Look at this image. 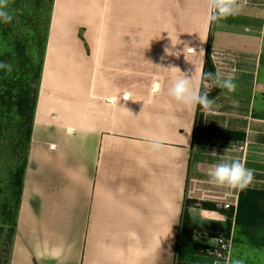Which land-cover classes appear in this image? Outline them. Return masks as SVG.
<instances>
[{
    "label": "crops",
    "instance_id": "obj_1",
    "mask_svg": "<svg viewBox=\"0 0 264 264\" xmlns=\"http://www.w3.org/2000/svg\"><path fill=\"white\" fill-rule=\"evenodd\" d=\"M250 1L218 21L214 42L209 20L192 41L187 23H168L173 2L189 0H52L8 264H211L201 248L214 240L195 228L227 229L233 211L188 199L199 197L188 184L204 164L194 159L198 106L176 102L167 87L184 73L201 89L211 42L245 55L235 91L216 95L239 101L216 108L235 116L216 126L245 138L215 137L216 153L244 161L250 187L264 189V0ZM222 191L225 201L239 198ZM186 206L192 233L181 232ZM184 243L198 247L179 251ZM237 260L264 264V241L234 233Z\"/></svg>",
    "mask_w": 264,
    "mask_h": 264
},
{
    "label": "rangeland",
    "instance_id": "obj_2",
    "mask_svg": "<svg viewBox=\"0 0 264 264\" xmlns=\"http://www.w3.org/2000/svg\"><path fill=\"white\" fill-rule=\"evenodd\" d=\"M51 9L52 0H10L9 10L13 19L10 23L0 21V63H7L12 67L11 72L0 68V264H8L10 257L12 228L16 226L19 208L20 173L26 165L31 142L35 119L32 107L40 90L38 77ZM171 12L172 16L168 23L173 26L187 23L189 40L192 41L203 32L208 22L210 8L208 0H189L188 3H183V7L180 3L173 2ZM219 23L218 21L210 23V28L213 27L214 42L216 26H219ZM179 37V34H174V41L180 40ZM207 49L215 70L218 68L224 75L234 71L237 77L245 63L244 54L231 49L213 47L212 42ZM206 83L209 81H204V84ZM220 91H222L220 88L219 90L212 88L210 91L215 93L211 97L215 99V106L211 111L204 112L198 106L200 122L209 125L224 122L229 126L231 119H235L231 114H216L218 106L223 110L231 104V99L227 97L216 100V95ZM194 149V159L200 156L204 164L201 166V176L190 177L188 184L190 191L188 194L193 196L198 193L199 197L189 196L188 199L193 200L197 206L211 202L218 207V203L225 199L226 193L222 191L224 187L210 183L208 176L212 166L219 162L221 157L219 155L212 157L208 154L213 150L216 152V138L203 144H195ZM235 227L237 240L256 244L264 241V217L257 226L241 229L236 224ZM242 245L238 244L239 249H242Z\"/></svg>",
    "mask_w": 264,
    "mask_h": 264
},
{
    "label": "clouds",
    "instance_id": "obj_3",
    "mask_svg": "<svg viewBox=\"0 0 264 264\" xmlns=\"http://www.w3.org/2000/svg\"><path fill=\"white\" fill-rule=\"evenodd\" d=\"M246 0H208L210 14L209 22H215L228 17L238 15ZM10 0H0V21L10 23L13 16L9 10ZM261 35L264 36V30ZM167 55L179 56V52H172L165 48ZM214 59V57H213ZM0 68L12 71L11 65L0 63ZM175 68V67H169ZM178 69V68H176ZM203 79L209 81L203 85V91L194 86L192 78L182 73V75L174 78L167 87V95L176 102L188 107L199 106L204 112L211 111L215 106V99L210 98L212 88H220L232 93L236 89L234 83L236 76L234 71L226 75L222 74L217 68L215 72H207L203 74ZM233 107L239 106L238 100L230 101ZM149 140L150 147L153 151L159 152L163 150V142L159 138L146 137ZM212 157H216L217 153L213 150L208 153ZM209 182L228 189L244 190L248 188L254 179V170L247 168L245 162L239 158H229L221 156L219 162L215 163L208 172ZM235 264H241L239 260Z\"/></svg>",
    "mask_w": 264,
    "mask_h": 264
},
{
    "label": "trees",
    "instance_id": "obj_4",
    "mask_svg": "<svg viewBox=\"0 0 264 264\" xmlns=\"http://www.w3.org/2000/svg\"><path fill=\"white\" fill-rule=\"evenodd\" d=\"M48 28L49 24L47 27V33H48ZM46 42H47V34H46V40L44 43V49H43V55L41 59V64H40V75L38 77V81L40 82L41 80V73H42V67H43V57H44V52H45V47H46ZM207 72H215V68L213 66V63L211 61L210 55H209V50L207 49L206 51V57H205V62H204V73ZM206 81L205 79H203ZM204 81L201 86V91H203V85ZM219 90V88H217ZM215 93H210V98L214 95ZM38 96V92H37ZM36 96V100H37ZM36 108V102L33 103L32 109L35 111ZM217 136H222L225 138H232V139H244L245 138V133L243 131L239 130H232V129H226L224 127L216 126L213 124H204L200 122L198 119L196 120V125L194 128V137H193V143H205L209 140L214 139ZM25 168V167H24ZM24 168L21 170L20 173V194L22 191V185H23V173H24ZM20 200V198H19ZM19 200H18V205H19ZM204 206L208 208H215V205L210 202H204ZM232 214H230L231 216ZM264 217V189H258L254 187H248L244 190H239V198H238V208L236 212V224L238 225L239 228L247 229L253 226L259 225L260 220ZM15 232V225L12 228V234L14 235ZM181 232L185 233H192L193 232V226L191 223V218L190 214L188 212L187 206L183 210L182 214V225H181ZM12 235V236H13ZM190 247V248H189ZM198 247V245H193V244H183L180 245L179 251H187L191 250Z\"/></svg>",
    "mask_w": 264,
    "mask_h": 264
},
{
    "label": "built area",
    "instance_id": "obj_5",
    "mask_svg": "<svg viewBox=\"0 0 264 264\" xmlns=\"http://www.w3.org/2000/svg\"><path fill=\"white\" fill-rule=\"evenodd\" d=\"M250 2V0H246L244 4ZM218 205L219 208L233 211L231 216L232 225L227 229L195 228V234L214 240L212 243L205 244L201 248L202 253L209 258L211 264H231L238 197L236 196L233 201L222 200Z\"/></svg>",
    "mask_w": 264,
    "mask_h": 264
},
{
    "label": "bare ground",
    "instance_id": "obj_6",
    "mask_svg": "<svg viewBox=\"0 0 264 264\" xmlns=\"http://www.w3.org/2000/svg\"><path fill=\"white\" fill-rule=\"evenodd\" d=\"M191 49H193V48L191 47Z\"/></svg>",
    "mask_w": 264,
    "mask_h": 264
}]
</instances>
